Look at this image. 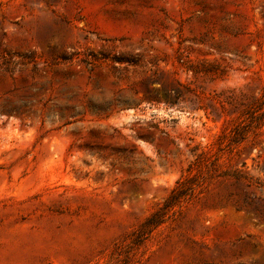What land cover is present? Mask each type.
<instances>
[{
    "label": "rangeland",
    "instance_id": "374dc122",
    "mask_svg": "<svg viewBox=\"0 0 264 264\" xmlns=\"http://www.w3.org/2000/svg\"><path fill=\"white\" fill-rule=\"evenodd\" d=\"M0 264H264V0H0Z\"/></svg>",
    "mask_w": 264,
    "mask_h": 264
},
{
    "label": "trees",
    "instance_id": "16d2710c",
    "mask_svg": "<svg viewBox=\"0 0 264 264\" xmlns=\"http://www.w3.org/2000/svg\"><path fill=\"white\" fill-rule=\"evenodd\" d=\"M256 107H259V105L257 104ZM255 119L258 120L259 117L256 116ZM244 132V127H239V125H234L233 127L229 128V131L228 128L223 129L218 136V141L220 143L218 145V151H221V144H223L225 140H228L229 142V144L226 145L227 147L231 145L230 143L240 144L244 140ZM211 157L212 156H208L206 152H201L196 156L194 164L197 166V168H199L208 161L213 163L211 161ZM242 167L246 168V162L242 163ZM219 176L222 178H230L237 182H243L246 186H251L253 184L261 185L260 182H256L253 177L248 176L241 170L225 171ZM194 177V175L186 174L176 183V186L171 190L170 194L162 203V205L143 223L142 230L138 236V242H141L142 239H145L153 229L163 223L167 211L178 204L185 196L193 194L194 190H192V186L195 184ZM244 204H247V202L244 201Z\"/></svg>",
    "mask_w": 264,
    "mask_h": 264
}]
</instances>
